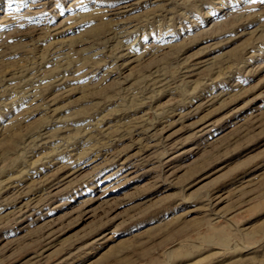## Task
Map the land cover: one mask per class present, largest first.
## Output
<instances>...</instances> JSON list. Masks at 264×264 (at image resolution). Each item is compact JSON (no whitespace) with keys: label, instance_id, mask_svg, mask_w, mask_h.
I'll list each match as a JSON object with an SVG mask.
<instances>
[{"label":"rangeland","instance_id":"obj_1","mask_svg":"<svg viewBox=\"0 0 264 264\" xmlns=\"http://www.w3.org/2000/svg\"><path fill=\"white\" fill-rule=\"evenodd\" d=\"M0 264H264V0H0Z\"/></svg>","mask_w":264,"mask_h":264},{"label":"bare ground","instance_id":"obj_2","mask_svg":"<svg viewBox=\"0 0 264 264\" xmlns=\"http://www.w3.org/2000/svg\"><path fill=\"white\" fill-rule=\"evenodd\" d=\"M113 9V8H112ZM107 13V12H106ZM8 21V20H7ZM6 22V21H5ZM122 47V46H121ZM125 52V51H124ZM114 56V55H113ZM193 69V68H192ZM189 74V73H188ZM176 154V153H175ZM129 163V162H128ZM131 165V164H130ZM98 167V166H97ZM121 167V166H120ZM119 168V167H118ZM114 171V170H113ZM128 172V171H127ZM130 172V171H129ZM109 174V173H108ZM116 174V173H115ZM125 174V173H124ZM73 175V174H72ZM122 175V174H121ZM67 176V175H66ZM120 176V175H119ZM122 176H124V175H122ZM121 176V177H122ZM116 181V180H115ZM110 183V182H109ZM107 188V187H106ZM49 194V193H48ZM34 197V196H33ZM43 197V196H42ZM49 197V196H48ZM39 199V198H38ZM33 201V200H32ZM40 202V201H39ZM26 203V202H25ZM29 203H30V201H29ZM26 205H27V203H26ZM25 204H24V206H26ZM29 206H31V205H29ZM18 207V206H17ZM23 207V206H22ZM28 209V208H27ZM91 210V209H90ZM86 211V210H85ZM19 212H21V211H18V213ZM21 214V213H20Z\"/></svg>","mask_w":264,"mask_h":264}]
</instances>
